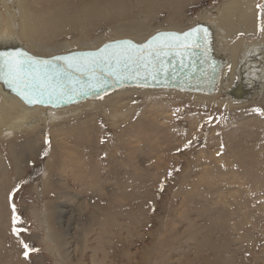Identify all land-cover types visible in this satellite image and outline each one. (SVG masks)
Listing matches in <instances>:
<instances>
[{"label":"rangeland","instance_id":"obj_1","mask_svg":"<svg viewBox=\"0 0 264 264\" xmlns=\"http://www.w3.org/2000/svg\"><path fill=\"white\" fill-rule=\"evenodd\" d=\"M231 1L0 0V20L51 56L219 24ZM254 6V33L219 26L225 58L240 40L262 42L264 0ZM255 49L257 64L264 45ZM259 67L245 101L228 88L209 98L122 91L0 138V264H264ZM21 240L38 251L26 258Z\"/></svg>","mask_w":264,"mask_h":264},{"label":"water","instance_id":"obj_2","mask_svg":"<svg viewBox=\"0 0 264 264\" xmlns=\"http://www.w3.org/2000/svg\"><path fill=\"white\" fill-rule=\"evenodd\" d=\"M197 26L205 29L202 25ZM193 28L181 33L158 32L142 44L128 39L116 40L108 42L96 50L75 51L52 58L36 57L23 51L7 52L12 54L27 53L38 60L52 62L47 66L48 75L53 78L50 87L56 88L57 91L51 97L45 94L41 98L44 101L42 103H27L3 79L0 80L27 105L53 108H63L88 99H98L127 87L170 89L200 94L214 93L220 81V67L210 56L208 33L207 40L204 39V34L200 33L199 43H197V37L184 42L182 34ZM163 34H175L180 36L181 40H172ZM158 35L161 36V39L154 41L153 38ZM121 41H131L133 45H145L149 41H153V43L151 48L144 50L142 60L135 58L125 60L120 57L118 62L119 49L109 48L103 53L100 52L105 45ZM87 53H96L97 55L95 57L85 56ZM136 55L138 53H134V56ZM56 57H76L77 59L72 63L79 64L80 70H76L75 67L69 69L63 60H56ZM85 64L91 67H85ZM61 91L64 92L63 95H60Z\"/></svg>","mask_w":264,"mask_h":264},{"label":"bare ground","instance_id":"obj_3","mask_svg":"<svg viewBox=\"0 0 264 264\" xmlns=\"http://www.w3.org/2000/svg\"><path fill=\"white\" fill-rule=\"evenodd\" d=\"M254 2L255 0H233L229 2L228 4H226L224 8L222 9L220 15L218 16L219 24L217 23L210 24L207 21H203L201 24L197 23L198 25H202L205 29H207V33L209 35V46H210V51H211L210 56L212 60L216 62L220 67V81H219L218 88L214 93L200 94V93H187V92H181L178 90H170V89H147V88H139V87H127V88H122V89L113 91L98 99H88L84 102L70 105L67 107L53 108V107H46V106H39V105H33V106L27 105L17 95H15L5 85V83L2 80H0V138L11 136L15 132H18L23 129L32 128V124L35 119L39 121L40 119L45 120V118H47V116H50L51 113L53 112H63V111L66 112L69 110L72 111L75 109H79L82 105H86L90 102H96L98 100H101V99H104L110 96L113 93L122 92V91H131V92L170 91V92H181V93L193 94L201 98H209V97H213L217 95L221 91H224L226 88H228L229 91L227 92V96L229 98L232 97V99L245 101L246 97L250 95V93H252L254 89L257 90V86L259 82L258 81L259 74L262 73V69H260L259 65L260 63L264 64V54L262 57L258 58V63L256 64L257 60L253 59V52L256 50L255 47L257 48V47H260L261 45H264V35H263L262 42L260 44L245 45L243 44L242 40H240L239 42H236L235 44H232V46L229 49V52H230L229 58L228 57L225 58L224 56H222L218 48L221 45V35H220L221 26L225 30L228 31L229 35H232L236 28H243L245 31H250L252 33L255 32L254 28L256 25V16L253 10V7H255ZM4 3L7 4L6 2ZM215 25H217V27ZM186 30H182V31L166 30V31H174V32L181 33ZM159 32H163V31H159ZM156 33H154L153 35H155ZM252 33H248V34H252ZM13 35L14 33L10 30H8L5 33V30H3L2 23L0 20V53L23 51L33 56L41 57V58H52L57 55L71 53V52H67V53H61V54H55V55L52 54L51 56H44V55L41 56L40 54L37 55L36 53L32 52L30 48L25 47L22 43H20L16 39H13ZM153 35H151L150 37H152ZM149 38H147L146 40L142 42H140V40L139 41L132 40V39H128V40H131L138 44H142L145 41H147ZM117 40H124V39H117ZM113 41H116V40H113ZM109 42H112V41H109ZM101 46L102 45L98 46V48H100ZM98 48H91V49L78 50V51L96 50ZM72 52H75V51H72ZM241 56L242 57L244 56V57L242 58ZM242 60H244V64L242 65V69L240 70V73H239L238 65L239 63L242 64ZM247 64H252V66H254L253 67L254 70L251 73L247 72L245 69ZM238 79L239 81L237 82ZM43 116L45 118H43ZM18 154L20 155L21 153H18ZM67 213H68V210H64V214H67ZM113 222H112V225L114 224ZM109 225L111 224L109 223Z\"/></svg>","mask_w":264,"mask_h":264},{"label":"snow or ice","instance_id":"obj_4","mask_svg":"<svg viewBox=\"0 0 264 264\" xmlns=\"http://www.w3.org/2000/svg\"><path fill=\"white\" fill-rule=\"evenodd\" d=\"M204 34V39L207 40V29H203L199 26L193 28L189 32L183 33L184 42L190 41L193 37H197V43H199V34ZM172 40L180 41L181 37L175 34H163ZM161 36L158 35L153 40H160ZM153 41H149L145 45H133L131 41H121L115 44L105 45L100 50L101 53L107 51L109 48L119 49L117 53L118 62L119 58L122 57L125 60L141 59L144 55V50L149 49L152 46ZM134 53L138 55L134 56ZM151 55V53H149ZM159 54L158 52L156 53ZM96 53H87L85 56L95 57ZM56 60H63L69 69L73 67L76 70H80V65H74L72 62L76 60V57H56ZM52 62L48 60H38L35 57L29 56L27 53H0V79H3L5 83L17 92L27 103H42L44 102L41 98L47 94L49 97L56 94V88L50 87L52 77L48 75L47 66ZM85 67H91L85 64ZM95 70L94 68L92 69ZM64 92L61 91L60 95ZM14 228L13 232L19 238V233L25 231L23 227L16 228L17 223L23 224L22 220L14 217ZM21 243L25 249L24 255L27 258L29 252L38 251L35 248L30 247L28 243L21 240Z\"/></svg>","mask_w":264,"mask_h":264}]
</instances>
